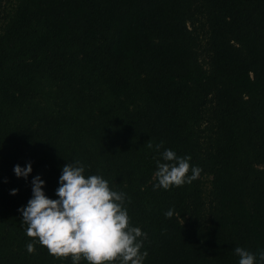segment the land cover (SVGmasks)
Wrapping results in <instances>:
<instances>
[{"label":"trees","instance_id":"16d2710c","mask_svg":"<svg viewBox=\"0 0 264 264\" xmlns=\"http://www.w3.org/2000/svg\"><path fill=\"white\" fill-rule=\"evenodd\" d=\"M161 141L197 180L153 190L160 153L147 144ZM76 161L126 194L144 264H238L236 247L258 257L264 0H0V264H72L27 252L18 209L36 176L57 199Z\"/></svg>","mask_w":264,"mask_h":264},{"label":"clouds","instance_id":"9594fccd","mask_svg":"<svg viewBox=\"0 0 264 264\" xmlns=\"http://www.w3.org/2000/svg\"><path fill=\"white\" fill-rule=\"evenodd\" d=\"M147 147H155L160 153L153 190L181 187L199 178L202 169L190 164V156H178L164 148L163 141L155 146L148 142ZM13 171L17 178L27 179L32 172L31 163L24 168L16 165ZM84 173L85 167L80 161L63 166L55 200L45 195L40 176L32 179V196L25 207L18 209L21 224L26 225L25 234L32 238L26 245L27 252L32 254L39 244L53 257L71 256L72 264H79L82 258L88 264H144L147 252L142 249L147 234L130 226L126 208V202L130 201L126 194L113 190L101 175L86 177ZM16 193L13 189L10 195ZM174 215V209L165 213L166 218ZM234 254L239 258L238 264H264V250L257 257L249 250L236 247Z\"/></svg>","mask_w":264,"mask_h":264}]
</instances>
